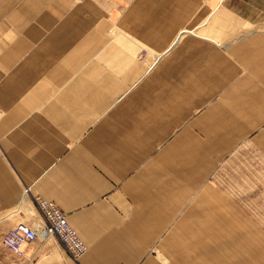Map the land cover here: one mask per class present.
<instances>
[{
  "label": "crops",
  "instance_id": "crops-1",
  "mask_svg": "<svg viewBox=\"0 0 264 264\" xmlns=\"http://www.w3.org/2000/svg\"><path fill=\"white\" fill-rule=\"evenodd\" d=\"M263 24L264 0H0V215L52 202L86 246L45 240L63 264H264Z\"/></svg>",
  "mask_w": 264,
  "mask_h": 264
},
{
  "label": "built area",
  "instance_id": "built-area-1",
  "mask_svg": "<svg viewBox=\"0 0 264 264\" xmlns=\"http://www.w3.org/2000/svg\"><path fill=\"white\" fill-rule=\"evenodd\" d=\"M27 191V190H26ZM43 223L37 227L25 223L14 225L3 236L7 251L18 257H24L23 248L37 240L55 237L67 250L71 258H79L86 251V246L67 222L66 216L52 203L36 200Z\"/></svg>",
  "mask_w": 264,
  "mask_h": 264
},
{
  "label": "rangeland",
  "instance_id": "rangeland-1",
  "mask_svg": "<svg viewBox=\"0 0 264 264\" xmlns=\"http://www.w3.org/2000/svg\"><path fill=\"white\" fill-rule=\"evenodd\" d=\"M22 213L26 215V212H24V210H22V212L19 214H15V216L0 215V264H63L61 257L59 256L57 247L54 246V244L44 245L45 240H47L48 238L43 239L42 244H40L36 248V252H39V254L38 256H35L33 258L25 259L24 257H18L7 251L2 241L3 236L13 227V224L14 222H16V220H19L21 219V216H24ZM61 247L65 252H67L62 244Z\"/></svg>",
  "mask_w": 264,
  "mask_h": 264
}]
</instances>
